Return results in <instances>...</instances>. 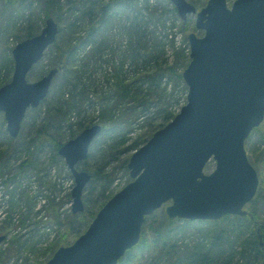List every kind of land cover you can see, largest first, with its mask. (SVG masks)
Instances as JSON below:
<instances>
[{
    "label": "water",
    "instance_id": "1",
    "mask_svg": "<svg viewBox=\"0 0 264 264\" xmlns=\"http://www.w3.org/2000/svg\"><path fill=\"white\" fill-rule=\"evenodd\" d=\"M169 1L183 21L195 14V30L187 35L190 60L181 74L186 103L131 154L130 181L45 264H117L138 243L145 216L164 204L169 218L218 220L247 214L244 206L259 183L244 142L264 120V0H234L231 6L226 0H206L199 9L188 0ZM58 31L57 22L47 17L38 34L12 49L11 79L0 86V113L12 138L26 110L47 96L59 70L53 67L39 79L27 80ZM100 130L99 124L86 127L58 149L75 182L73 214L84 210L82 193L91 178L76 164L87 157ZM211 159L215 168L205 172ZM260 244L264 251L261 237Z\"/></svg>",
    "mask_w": 264,
    "mask_h": 264
},
{
    "label": "rangeland",
    "instance_id": "2",
    "mask_svg": "<svg viewBox=\"0 0 264 264\" xmlns=\"http://www.w3.org/2000/svg\"><path fill=\"white\" fill-rule=\"evenodd\" d=\"M228 1L231 3L232 0ZM57 3L58 9L51 0H22L11 7L8 0H0V86L11 79L12 49L16 43L24 40L28 23H35L38 27L36 34L41 31L47 17L56 20L60 28L56 41L45 49L41 60L28 72L29 81L37 80L53 68L54 64H58L59 50L66 49L75 36L86 35L91 21L87 19L90 16L83 15V18L78 19L79 13L66 11L69 0H57ZM78 6H81V2ZM149 6L152 10H156L155 15L161 16L164 23L162 25L160 23L162 21L156 23L149 20V30H152L153 37L160 45L157 41L154 42L158 50L154 52L157 55L156 60L144 67H137L132 64L133 54L129 51L119 76L122 85L125 86L123 91L115 85L117 83L115 65L119 62V50L117 55L112 57L108 49H101L85 59L81 79L71 76L68 83H65L63 78L65 69L60 70L52 79L46 100L34 110L26 111L19 134L12 138L11 146L8 145L12 151L10 161L1 168L2 174H0V236L4 237L0 241V250L4 251V264H44L58 248L56 245L62 241L66 233H68V243H72L87 229L94 218L84 213L86 222L76 224L67 230L65 223L62 222L68 212H71V191L74 179L66 164H63V158L61 162L52 158L54 149L48 143L42 144L34 154L36 168L20 167L27 153L16 147L22 143L23 139H34L37 131L44 129L43 131L52 133L57 142L65 143L71 132L81 124L97 123L103 126L105 124L123 127L119 135H115L114 131L109 136L99 134L95 137L87 158L77 165L78 169L86 167L88 170H98L102 175L110 174L113 178L105 191V197L102 198L98 196V188L94 185L90 186V182L85 186L83 196L92 192V198L87 206L94 212L103 200L107 201L110 198H107V195L112 196L130 180L127 162L136 148L144 144V141L148 140L156 129L165 125L170 117L186 103L187 86L183 79L180 81L176 74L170 72L162 73L161 69L177 63L176 72L182 74L187 61L180 56L185 46L183 39L188 41L187 35L194 31V28L190 27V30L184 31L181 26L183 21L176 11L173 13L170 10L174 6L169 0L166 2L149 0ZM47 10L49 13L46 16L44 13ZM95 12L93 16L97 17L100 14L98 8ZM143 12L147 15L146 11ZM59 13L62 14L57 20ZM123 13L119 11L118 16L120 25L123 24L122 28L125 29L130 18L123 16ZM188 17L194 26L195 14H189ZM71 23L74 26H70ZM113 30L116 32L117 27ZM197 34L201 35L202 32ZM119 38L121 48L125 49L130 42L129 34L124 30V33L119 34ZM97 40L94 39V42ZM55 43H57L56 46ZM154 43H150L152 48ZM91 45L92 43L87 47V52ZM185 52L189 57L188 49ZM147 74L154 79L145 77ZM159 74H163L162 78H157ZM60 85L62 90L58 91ZM125 90L127 94H124ZM72 94L75 95V101L68 105V101L72 100ZM105 104L115 109L113 115L105 117L103 122L99 115ZM69 106H72L71 112L64 116L63 112L68 111ZM0 116L3 114L0 113ZM7 142L0 136V150L7 147ZM136 142L138 144L133 147L132 145ZM245 149L250 162L258 171L260 180L257 197H254V203L247 207V211L256 213L264 226V143L260 141L257 131L251 133ZM214 168L215 161L211 159L205 166V172H211ZM12 176H14L13 181L7 183L8 178ZM10 198L13 199V206L10 205ZM55 210L59 214L58 220L62 221L59 224L53 221ZM248 234L249 232L245 231L243 237H248ZM199 235L196 228L191 226L185 233L175 236V240L179 245H190L198 239ZM27 248H33V250L29 251ZM237 249L240 250V247ZM151 255L157 254L149 250L143 252L134 250L128 260L119 264H146ZM263 261L264 256L257 253L250 262L262 264Z\"/></svg>",
    "mask_w": 264,
    "mask_h": 264
},
{
    "label": "trees",
    "instance_id": "3",
    "mask_svg": "<svg viewBox=\"0 0 264 264\" xmlns=\"http://www.w3.org/2000/svg\"><path fill=\"white\" fill-rule=\"evenodd\" d=\"M22 0H8L11 7H14L16 3L21 2ZM51 2L58 9L59 4L57 0H51ZM81 2V6L78 4ZM166 2V0H163ZM169 3V2H168ZM196 7H202L205 5L206 0L202 1H191ZM56 8H54L56 10ZM100 13L97 17L93 15L96 14L95 10ZM71 10L76 11V13L80 14V18H83V15L90 16L91 20L86 31V35H78L73 38L72 43L68 44L66 49L59 50L58 52V64H54L53 67H57L60 70L65 69V75H63L65 83H68L70 77L81 79L84 73V61L86 58L93 56L97 51L101 49H108L109 54L114 57L117 55V51L120 52V58L117 65H115V78H116V86L123 91L125 86L122 85L121 79L119 78L125 59L129 51H132L133 59L132 64L140 67L146 66L149 62L156 60V54L154 53L159 45L158 41L153 37L152 30H149V20L152 22H160L162 21L161 16L155 15L156 10H152L149 6V0H69L66 11ZM173 13H175V8L171 7L170 9ZM119 11L124 12L123 16H127L130 18L129 24L123 29V24L120 25V19L118 16ZM143 11L147 12V15H144ZM49 11L47 10L44 14L47 16ZM58 15L57 20L60 19L61 14ZM45 16V17H46ZM85 16V17H86ZM69 18V17H68ZM84 20V19H83ZM78 21V20H77ZM122 21V20H121ZM164 25L163 21L160 22ZM120 25V27H119ZM72 25V23L70 24ZM184 31L190 30L194 28L192 22H190V17H188L187 21L181 23ZM117 27V31L114 32L113 28ZM38 27L35 23H28L24 35V39L33 36L38 31ZM124 30L130 36V42L125 49H122L120 46V38L124 33ZM118 32V33H117ZM93 36V38H92ZM117 37V39H116ZM94 39H98L94 42ZM119 39V41H118ZM56 41V40H55ZM90 41V42H89ZM157 41V44L154 43ZM91 48L87 52V47ZM150 43H154L153 48ZM184 49L181 58L186 59V63L184 67L189 62V57L186 56L184 51L187 50V41L183 39ZM57 43H55L56 46ZM160 46V45H159ZM140 52V54H138ZM135 53V54H134ZM113 59V58H112ZM177 63L171 66H166L161 69L164 72H170L176 74L177 78L182 81L181 74L176 72ZM12 69V67H10ZM58 71V72H59ZM163 74H159L157 78H162ZM154 79L151 76L145 75V77ZM7 79V78H6ZM5 79V81H6ZM6 83V82H5ZM71 85V81H70ZM75 86V85H74ZM62 90V85L58 87V91ZM75 90V88H74ZM124 94H127V90L124 91ZM48 96V95H47ZM47 98V97H46ZM46 98L43 100L45 101ZM72 100L68 101V105H71L73 101H75V95H71ZM108 98V97H105ZM71 108L69 106V110L63 112L65 116L69 112H71ZM114 107L108 106L105 104V107L100 111V118L104 122L105 117H109L113 115ZM173 115L170 117V119ZM169 121V120H168ZM264 123V121H263ZM261 123L258 127L254 128L251 133L254 131L258 132V136L261 142L264 143V124ZM104 124V123H103ZM89 125L81 124L79 127L71 132L69 139L75 137L78 133H80L84 128ZM71 127V125H69ZM123 129L120 125H102V130L100 134H104L109 136L112 132L115 135L121 134V130ZM44 129H39L34 137V139H23L22 143L16 147L20 148V151H25L27 153L26 159L21 163L20 167L26 166L31 168H36V162L34 159V154L37 152L38 148L45 143L48 145H52L54 149V158L55 160L62 161L61 157L58 154V149L61 146L62 142L56 141L55 137L52 133L47 131H43ZM0 132L2 140H7V147L0 150V174H2V169L9 161L10 155L12 153L11 142L12 138L7 135V132L4 128V120L2 116H0ZM250 133V135H251ZM250 135L245 141V147L247 144V140L250 138ZM147 140L144 141V143ZM138 142L134 143L132 146L134 147ZM9 145V146H8ZM138 148V147H137ZM14 149V150H16ZM250 161V160H249ZM65 165L64 161H62ZM85 163V162H83ZM126 168V165H124ZM91 174V180L89 181L90 186H95L98 188V196L99 198L105 197V191L108 189V185L113 180L110 174L103 175L98 170H88L86 167H82ZM14 176L9 177L6 181L7 183L13 181ZM258 190V189H257ZM258 192V191H257ZM13 196V191L11 192ZM111 197L107 195V198ZM257 197V193L255 195ZM92 198V192L87 193L83 196L84 201V211L80 215H74L72 212H68L65 216L64 221H59V214L57 210L53 213V221L56 224L65 223L67 230H70L74 225H78L79 223L86 222L85 214L92 215L94 217V212H96L104 205L106 201L103 202L97 207L98 209L94 212L88 208V201ZM10 205L13 206V199L10 198ZM254 203V199L250 201L247 207L251 206ZM248 209V208H247ZM60 219V218H59ZM221 221H225L224 223H219ZM194 226L198 233V239L195 240L190 245H179L176 243L175 236H180L185 233L186 229ZM247 231L249 232L248 237L244 238L243 233ZM242 233V234H240ZM68 233H66L62 239L56 245L57 247L62 245H69L68 243ZM264 242V226L260 223L258 216L256 213L248 210V214L245 216L239 215H225L218 220H186L179 218H169L164 212V207H161L155 210L151 215L145 217L144 223L142 225L141 236L138 243L130 249H127L124 256L119 260V263L125 262L128 260L129 255L134 251H152L150 260L146 261V264H251V260L254 259L257 253H261L264 256L263 249L260 244V237ZM36 244L35 242L33 243ZM32 244V245H33ZM33 245V246H34ZM23 246V245H22ZM240 247V250L237 248ZM27 250H33L27 248ZM253 251V252H252ZM54 252V251H53ZM4 251L0 250V264H4ZM237 256V257H236ZM235 257L237 258L235 260ZM259 264V263H258Z\"/></svg>",
    "mask_w": 264,
    "mask_h": 264
},
{
    "label": "flooded vegetation",
    "instance_id": "4",
    "mask_svg": "<svg viewBox=\"0 0 264 264\" xmlns=\"http://www.w3.org/2000/svg\"><path fill=\"white\" fill-rule=\"evenodd\" d=\"M59 30H60V28H59ZM36 108H37V107H36ZM29 109H33V110H34L35 108H31V107H30V108H28L27 110H29ZM27 110H26V111H27ZM2 114H3V113H2ZM25 114H26V113H25ZM24 117H25V116H24ZM2 118H3V120H4V128H5V130H6V129H7V128H6V120H5V118H4V115L2 116ZM21 124H22V122H21ZM20 129H21V127H20ZM101 130H102V125H101ZM101 130H100V131H101ZM6 132H7V130H6ZM19 132H20V130H19ZM18 134H19V133H18ZM7 135H8V132H7ZM8 136H9V135H8ZM97 136H98V135H97ZM16 137H17V136H16ZM10 138H11V137H10ZM92 142H93V140H92ZM92 142H91V144H92ZM91 144H90V145H91ZM89 149H90V146H89ZM89 149H88V153H89ZM82 161H83V160H82ZM82 161H80V162H78V163L76 164V168H77V165H78L79 163H81ZM77 169H78V168H77ZM78 170H84V169H81V168H80V169H78ZM85 171H86V170H85Z\"/></svg>",
    "mask_w": 264,
    "mask_h": 264
}]
</instances>
